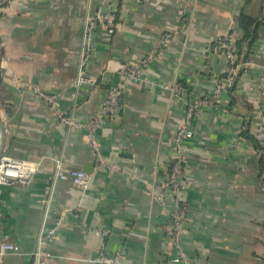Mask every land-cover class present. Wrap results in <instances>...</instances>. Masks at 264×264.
<instances>
[{"label":"crops","instance_id":"1","mask_svg":"<svg viewBox=\"0 0 264 264\" xmlns=\"http://www.w3.org/2000/svg\"><path fill=\"white\" fill-rule=\"evenodd\" d=\"M243 10L256 22V40L241 48L247 66L235 86L214 102L227 68L214 45L227 33L239 44ZM98 12L117 15L116 32L104 24L93 30L84 68L91 80L80 84L87 21ZM146 59L143 77L156 86L125 87L95 149L83 124L121 84L120 69ZM42 95L55 99V110ZM206 98L192 118L194 136L183 143L187 189L180 197L190 209L183 250L200 264H264V152L248 136L264 128V0L0 4V156L40 164L29 185L0 187V243L9 235L21 250L2 264H34L42 228L62 216L48 246L55 264H96L101 253L120 254L124 264H183L173 261L163 230L176 202L163 207L151 187L167 175L189 105ZM60 116L81 126L63 125ZM58 161L92 175L88 190L55 180ZM52 189L48 207L41 201Z\"/></svg>","mask_w":264,"mask_h":264},{"label":"built area","instance_id":"2","mask_svg":"<svg viewBox=\"0 0 264 264\" xmlns=\"http://www.w3.org/2000/svg\"><path fill=\"white\" fill-rule=\"evenodd\" d=\"M9 0H0V4H5ZM117 15L113 12H98L87 21L85 38L82 46L80 57V71L79 79L80 84L86 83L91 79L85 74L84 68L90 61L93 53L92 47V34L93 30L98 24H104L108 33L112 36L116 32ZM237 39L231 34L227 33L219 38L214 45V50L217 54L225 58L227 68L222 81L216 86L214 91V102H220V95L226 90H231L236 84L240 72L246 68L247 63L243 61V56L237 53ZM149 60L146 59L138 66H124L120 69L119 74L122 78L121 84L111 88L108 92L107 98L102 104L98 115L90 120L88 123L83 124V127L88 132L93 146L97 149L96 134L108 120L116 118L119 108L122 104L124 89L127 85L138 83L149 87H154L156 84L143 77V70L148 67ZM176 91H181V87L176 84L173 87ZM44 96V95H42ZM51 104L52 109H56L55 99L44 96ZM209 100L206 98L204 101L189 105L187 116L184 123L177 130L173 143L175 155L165 179L159 183L153 184L151 187V195L153 199L166 207L168 202L172 199L175 200V208L166 209L168 222L163 226L164 233L173 243L176 250V255L173 258L174 262H182L183 264H200L195 258L186 254L182 247V239L185 234V224L189 219L190 209L189 206L182 202L180 193L187 189L185 180V150L183 143L187 139L194 136L190 128L192 118L196 112L199 104H206ZM60 121L63 125L81 126L77 124L73 117H62ZM257 139L261 145L264 146V128L260 127L257 133ZM97 159L100 165H105L100 154H97ZM40 167L38 162L18 160L8 156H0V187L19 183L21 185H29L33 180ZM111 170H117V167L111 166ZM92 175L85 173L81 170L65 169L61 161L57 162L55 180L71 181L81 190L86 191L90 186ZM53 189L51 190V192ZM53 192L48 199H43L41 203L50 206ZM65 223V217L57 222L56 226L47 230L42 228L38 237L37 247L33 253L34 264H55L52 260L53 255L48 250L50 242L56 236L59 228ZM102 234H105L101 232ZM18 245L10 240L9 235H5L0 243V264L3 263L7 256L20 254ZM96 264H124L120 254L106 255L101 253L95 260Z\"/></svg>","mask_w":264,"mask_h":264},{"label":"trees","instance_id":"3","mask_svg":"<svg viewBox=\"0 0 264 264\" xmlns=\"http://www.w3.org/2000/svg\"><path fill=\"white\" fill-rule=\"evenodd\" d=\"M239 27L242 30V32L244 33V37L239 42V44L237 43V49L236 50H237V53L239 55H242L241 54V48H243L244 45L247 44L249 46H252L254 44V42L256 40L255 29L257 27L255 20L251 16H249L245 10H243L240 14ZM243 61L245 62L244 57H243ZM248 136L253 138V142L256 145V148L258 150L264 152V146L259 143L257 137L251 136V135H249V133H248ZM261 164L264 166L263 160L261 161Z\"/></svg>","mask_w":264,"mask_h":264}]
</instances>
